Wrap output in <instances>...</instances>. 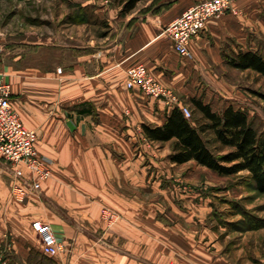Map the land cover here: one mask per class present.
Here are the masks:
<instances>
[{"label":"crops","instance_id":"1","mask_svg":"<svg viewBox=\"0 0 264 264\" xmlns=\"http://www.w3.org/2000/svg\"><path fill=\"white\" fill-rule=\"evenodd\" d=\"M204 1L145 0L121 18L115 40L112 35H91L89 21L74 23L76 34L62 32L64 42L59 44L30 30L28 54L0 57V84H11L14 108L37 132L39 152L53 162L52 176L41 192L19 202L12 195L18 181L0 158V264H49L32 227L36 221L51 225L67 240L69 251L56 258L58 264H130L126 257L133 238L138 254L145 225L157 217L158 203L146 202V187L156 194L162 191L158 180L146 184L145 155L159 160L152 147L170 144L169 154L162 156L170 168L176 166L170 160L172 142L148 141L143 125L162 126L173 107L137 87L129 89L128 69L144 64L163 86L208 104L199 81H218L227 69V55L259 51L264 40V0H237L194 37L192 58L181 57L165 29ZM102 206L119 216L114 230L105 229ZM200 252V264H234Z\"/></svg>","mask_w":264,"mask_h":264},{"label":"rangeland","instance_id":"2","mask_svg":"<svg viewBox=\"0 0 264 264\" xmlns=\"http://www.w3.org/2000/svg\"><path fill=\"white\" fill-rule=\"evenodd\" d=\"M85 2L91 4L84 7ZM121 8L117 0H0V57H7L9 52L28 54L30 30L43 32L44 38H52L49 42L59 44L64 42L62 32L76 34L73 24L87 21L94 26L91 35L97 38L112 35L115 40L123 25L121 18L126 17ZM258 50L264 52V40L258 43ZM226 66L218 81H199L200 87L205 86L203 97L210 99L208 104L217 112L230 106L243 110L264 137V78L253 71ZM176 95L180 104L192 111L189 97ZM203 137L211 149L216 147L210 134ZM152 148L159 160L149 158L146 153V184L158 180L162 191L156 194L146 187V202L158 203L157 217L154 224L145 225L138 254H135L136 239H129L126 258L130 264L133 260L139 264H200V249L234 264H264V194L256 191L249 173L222 176L195 162L170 168L167 156L162 155L169 154L171 145ZM52 164L51 161V169ZM41 190L30 191L28 196ZM100 217L105 229L114 230L119 224V216L105 206L100 209ZM103 242L111 244L108 240ZM49 264L58 262L50 258ZM59 264L67 261L60 260Z\"/></svg>","mask_w":264,"mask_h":264},{"label":"trees","instance_id":"3","mask_svg":"<svg viewBox=\"0 0 264 264\" xmlns=\"http://www.w3.org/2000/svg\"><path fill=\"white\" fill-rule=\"evenodd\" d=\"M20 2L26 0H17ZM143 0H117L121 14L136 10ZM229 66L241 71H253L264 78V52H239L226 56ZM191 118L174 107L162 126L144 124L148 141L172 142L170 160L177 165L195 162L222 176L248 172L255 189L264 194V137L259 135L241 109L230 106L221 112L210 104L192 98ZM210 134L216 147L211 149L203 137Z\"/></svg>","mask_w":264,"mask_h":264},{"label":"built area","instance_id":"4","mask_svg":"<svg viewBox=\"0 0 264 264\" xmlns=\"http://www.w3.org/2000/svg\"><path fill=\"white\" fill-rule=\"evenodd\" d=\"M237 0H207L189 7L172 21L165 32L175 51L191 59V41L200 35L207 23L230 11ZM127 87L139 88L146 96L164 102L170 107L178 106L186 118L191 111L180 104L176 93L157 82L144 64H137L127 71ZM13 90L10 83L0 84V158L11 167L15 179L13 197L25 201L30 191H40L42 184L52 176L51 160L38 150V134L22 121L12 103ZM33 227L42 243V253L59 258L68 251L67 242L56 235L49 224L36 221Z\"/></svg>","mask_w":264,"mask_h":264}]
</instances>
